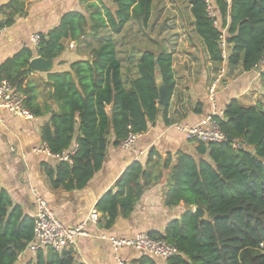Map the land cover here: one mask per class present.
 Listing matches in <instances>:
<instances>
[{
	"label": "trees",
	"instance_id": "16d2710c",
	"mask_svg": "<svg viewBox=\"0 0 264 264\" xmlns=\"http://www.w3.org/2000/svg\"><path fill=\"white\" fill-rule=\"evenodd\" d=\"M88 1V18L79 12L65 14L56 27L39 36L36 48L38 57L50 60L63 52L66 41L79 40L87 29L97 37L105 32L91 60L74 62L70 72L48 76L57 110L41 128L42 140L53 155L77 145L72 164L61 161L55 171L48 170L54 187L83 188L101 168L110 133L117 146L129 132L142 134L156 121L158 112L165 109L157 105L156 66L168 98L174 86L172 55L160 46L156 52H141L137 77L129 80L126 75L129 89L117 58L112 36L119 35L131 21L146 29L153 0H111L110 6L102 0ZM186 1L190 4L193 32L211 61L222 63L217 42L224 26L230 51L226 63L229 72L237 67L244 72L253 70L264 59V0H211L216 19L222 21L218 28L207 16L205 0ZM0 14L5 17L0 21L1 31L24 14V0L11 1L0 8ZM32 57V50H20L0 66V80H7L24 93L25 106L33 116H39L34 88L27 83L23 89L32 71ZM261 79L264 81V72ZM217 120L226 136L243 140L247 149L235 151L226 141L199 143L196 151L201 158L178 155L171 168L165 205L183 202L189 208H203L208 217L200 220L188 210L179 221L170 222L163 234H149L177 248L178 255L167 264H264V109L261 104L242 107L231 99ZM159 176V172L144 171L140 163L129 166L116 184L117 192L106 193L97 203V210L108 217L107 224L111 225L119 214L128 216L143 188ZM32 239L33 220L24 216L0 188V264H14ZM49 253L46 260L43 250H38L35 264L74 263L71 250ZM134 264L157 263L141 255Z\"/></svg>",
	"mask_w": 264,
	"mask_h": 264
},
{
	"label": "crops",
	"instance_id": "0c3cea01",
	"mask_svg": "<svg viewBox=\"0 0 264 264\" xmlns=\"http://www.w3.org/2000/svg\"><path fill=\"white\" fill-rule=\"evenodd\" d=\"M11 1L13 0H0V8ZM160 1L166 5L164 1ZM182 1L184 9L178 3L170 12L177 19L184 10L192 19L190 4L186 0ZM92 2L96 3V0ZM102 2L110 6L112 1ZM156 2L157 0H153L150 20ZM88 4L89 1L85 0H24V14L0 31V66L23 48L33 52L31 65V61L38 57L31 37L47 34L70 12H79L88 18ZM4 19L0 14V21ZM218 21L219 27H222L221 19ZM140 29L144 31L147 28ZM178 32L184 33L178 35ZM182 32L176 29L164 31L165 34H172L174 38L178 37V41L164 48L172 55L174 86L165 109L158 112L162 113L161 117L157 115L156 121L140 134L133 150H125L120 144L113 145L110 133L100 170L81 189L52 185V178L47 172L55 171L62 160L48 152L41 137V128L49 123L57 110L52 100L54 89L48 76L70 72V65L74 62L91 60L98 45H92L90 41L97 36L90 34L87 29L86 34L79 40L66 41L63 52L58 57L47 60L52 62L49 71H38L31 66L32 71L27 75L23 89L27 83L34 88L36 104L41 112L39 116L26 119L16 117L6 109H0V188L8 194L14 205L20 207L24 216L32 220L36 213V199L43 198L65 226L76 227L83 224L85 235L76 239L74 249L67 250L72 251L73 264H117L107 237L132 238L138 233L161 235L170 222L179 221L188 210L194 212V207L189 208L183 202L172 207L165 205L171 168L176 164L178 155L188 154L195 159L201 158L196 151L198 143L187 141L178 127L197 125L214 111L223 113L231 99H236L242 107L261 104L264 109V81L261 79L264 66L259 71L257 68L245 72L240 67L232 72L227 69L225 79L216 88L213 103L209 97V87L222 63L210 60L203 43L193 30L189 35ZM179 36L182 39L185 37L183 40L188 42L181 43ZM71 43H74L73 48L69 47ZM115 48L121 63V74L124 81L126 80V89H129V80L137 77L136 63L141 52H156V47L127 43L115 45ZM105 111L109 114L110 107L105 108ZM75 145L74 143L69 149ZM136 162L143 166L144 171L159 172L160 176L143 188L142 195L128 216L119 214L108 225V217L97 210V203L106 193L117 192V182L125 170ZM92 210L98 213L96 222L89 219ZM38 250L40 249L33 246L32 239L14 264H35ZM42 250L46 260H49V249ZM119 255L129 264H134L141 256L132 249H122ZM154 261L157 264H167L159 259Z\"/></svg>",
	"mask_w": 264,
	"mask_h": 264
},
{
	"label": "built area",
	"instance_id": "2783aa9c",
	"mask_svg": "<svg viewBox=\"0 0 264 264\" xmlns=\"http://www.w3.org/2000/svg\"><path fill=\"white\" fill-rule=\"evenodd\" d=\"M205 2L207 5V16L212 21L213 26L218 28L219 21L216 19V13L211 0H205ZM226 29L227 26H224L217 42L221 53L222 67L209 87V97L213 103L215 102L216 88L223 82L227 73L226 63L230 51L226 42ZM39 40L38 35H33L31 37V41L35 48H37ZM69 47L73 48L74 43H71ZM262 66H264V59L260 60L255 68ZM24 100L25 96L20 90L15 88L7 80H0V109H6L16 117L30 119L33 115L25 106ZM222 114L221 111H214L197 125L178 128L184 133L185 139L190 142L202 143L205 145L225 142L227 136L220 129V124L217 120V117ZM139 136L140 134L138 133L129 132L127 136L120 141L119 144L121 148L133 150ZM230 144L231 148L235 151L247 149L246 143L240 139L233 140ZM76 150L77 145L68 151H63L61 155L57 156H59L62 161L72 164V155ZM89 219L93 222L97 221L98 213L96 210L90 212ZM83 228V224L76 227L65 226L54 215L50 205L45 199H36V213L33 216V246L35 248L49 249L57 253H62L68 249H74L76 239L85 235ZM106 239L114 252L117 264H129L119 255V251L122 249H132L139 252L141 255H147L163 261H167L179 253L174 245L168 243L164 239L151 238L147 233H138L132 238L109 236Z\"/></svg>",
	"mask_w": 264,
	"mask_h": 264
},
{
	"label": "rangeland",
	"instance_id": "374dc122",
	"mask_svg": "<svg viewBox=\"0 0 264 264\" xmlns=\"http://www.w3.org/2000/svg\"><path fill=\"white\" fill-rule=\"evenodd\" d=\"M162 1H164L166 5H164L160 0H157L153 16L149 21V25L146 30L141 31L139 25L135 21L129 22L119 35L112 36L114 44L121 46L122 44L127 43H138L139 45H144L146 47H156L157 51L159 46L164 49L170 47L175 41H178V37L174 38L172 34H165L164 31H174L176 29L180 30L181 32L185 31L187 35L192 33L193 18H190L187 11L182 10V14H179L177 19L174 18L173 14L170 12V10L176 7L178 3L182 5L184 2L182 0ZM182 7L184 9V5H182ZM183 33L184 32H178V35ZM103 36L104 34H101L100 37L93 38L92 41H89L92 43V45H99ZM180 38L182 39V37ZM183 39H185V37H183ZM183 39L181 43L188 42L187 40Z\"/></svg>",
	"mask_w": 264,
	"mask_h": 264
},
{
	"label": "water",
	"instance_id": "95a60500",
	"mask_svg": "<svg viewBox=\"0 0 264 264\" xmlns=\"http://www.w3.org/2000/svg\"><path fill=\"white\" fill-rule=\"evenodd\" d=\"M154 63H155V65H157V59L156 58L154 60ZM51 64H52L51 61L44 60L40 57L34 58L31 61L32 68H34L38 71H44V72L49 71L51 69ZM257 70L259 71L260 67H257ZM155 71H156L155 85H156L158 96H159V99L157 100V105L159 107L163 108V107H166V105L168 103V93H167V89H166V86L163 82L162 77L160 76V74H158V72H159L158 66H156ZM161 114L162 113L158 114L159 118L161 117ZM232 141H233V137L227 136L226 142L231 143ZM194 212L200 220H205L208 217L207 212L203 208L194 207Z\"/></svg>",
	"mask_w": 264,
	"mask_h": 264
}]
</instances>
